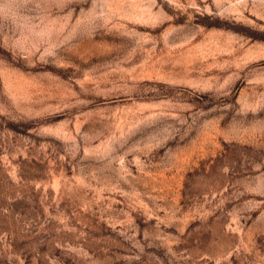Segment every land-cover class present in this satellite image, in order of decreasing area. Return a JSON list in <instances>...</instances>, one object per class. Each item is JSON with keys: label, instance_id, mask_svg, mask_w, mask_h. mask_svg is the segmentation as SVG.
Returning <instances> with one entry per match:
<instances>
[{"label": "rangeland", "instance_id": "rangeland-1", "mask_svg": "<svg viewBox=\"0 0 264 264\" xmlns=\"http://www.w3.org/2000/svg\"><path fill=\"white\" fill-rule=\"evenodd\" d=\"M0 264H264V0H0Z\"/></svg>", "mask_w": 264, "mask_h": 264}]
</instances>
